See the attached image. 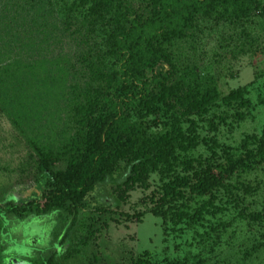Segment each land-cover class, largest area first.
Wrapping results in <instances>:
<instances>
[{
	"label": "rangeland",
	"instance_id": "rangeland-1",
	"mask_svg": "<svg viewBox=\"0 0 264 264\" xmlns=\"http://www.w3.org/2000/svg\"><path fill=\"white\" fill-rule=\"evenodd\" d=\"M54 2L59 16L67 22L64 31L51 22L43 27L36 12L19 0H0V59L7 68L2 80L7 92L17 99L22 121L28 123L26 132L44 138L62 126L61 98L71 89L73 79L80 90L96 86L88 71H101L106 66L109 72L112 65L108 56L102 63L97 61L105 52L102 27L94 31L82 27L83 16L75 8L76 1ZM69 5L73 12L63 18ZM250 20L246 24L232 17L199 21L170 48L174 74L198 90L210 87L221 96L237 87L246 88V106H224L216 99L206 113L192 116L198 136L215 141L212 149L216 156L210 159V150L199 143L185 157L210 159L208 174L215 178L223 169L225 153L238 157L243 151L241 141L249 135L257 137L264 124V17L253 15ZM92 77L99 82L96 73ZM4 102L0 105V195L5 201L18 203L38 199L42 179L38 178L33 152L11 123ZM236 113L243 118L238 119ZM147 123L154 131L162 127L159 116H148ZM178 167L182 170L183 166ZM219 181L244 198L236 206L214 200L220 210L204 213L198 224L152 214L151 209L169 206L159 198L162 182L155 171L124 190L115 187L112 180L98 185L89 193L84 208V225L91 222L95 227L92 243L85 247V259L78 255L60 264H87L90 251L92 264H133L137 259L144 264H262L264 248L251 249L262 239L264 228L242 212L259 209L264 199V162L245 172L222 173ZM237 182L250 184L255 192L236 190L232 186ZM221 186L214 189L224 200L228 196ZM183 192L186 197L177 208L188 213L208 197L189 195L187 188ZM59 227L54 213L11 218L0 233V264H40L52 252L60 260L63 246L58 241Z\"/></svg>",
	"mask_w": 264,
	"mask_h": 264
},
{
	"label": "trees",
	"instance_id": "trees-1",
	"mask_svg": "<svg viewBox=\"0 0 264 264\" xmlns=\"http://www.w3.org/2000/svg\"><path fill=\"white\" fill-rule=\"evenodd\" d=\"M33 9L43 27L53 23L64 31L67 22L55 9L54 0H19ZM76 10L82 12V27L94 31L103 29L104 49L97 59L102 63L105 56L112 58L109 72L106 66L88 74L96 86L80 90L73 79L70 90L61 98V128L50 135H30L26 132L17 99L9 93L2 76L6 66L0 59V105L4 108L13 126L24 136L33 152L38 178L42 189L38 199L22 203L5 201L0 195V233L11 218L22 219L28 215L54 213L58 218V241L63 246L57 261L55 253H49L40 264H60L80 255L85 259V247L94 232L90 222L84 225V208L87 197L98 185L108 180L123 190L131 188L151 172L161 179L160 199L169 206L151 209L152 214L166 217L174 222L182 219L198 224L203 214H214V200L237 205L244 196L233 193L229 185L222 184V173L245 172L264 162V124L256 137L249 135L241 141L243 151L233 158L227 152L219 177H211L210 159L216 156L212 138L199 137L192 116L204 114L209 106L219 99L224 106L247 105L245 86L219 95L215 89L203 90L191 86L188 81L174 74L170 48L181 39L192 24L209 18H231L243 24L251 22L254 15L264 17V2L260 0H74ZM71 6L64 8L67 13ZM74 10V9H73ZM69 12V13H68ZM89 34V33H85ZM103 44V43H102ZM100 47V46H99ZM104 69V70H103ZM97 74V83L92 74ZM81 81L80 78H78ZM240 112V111H236ZM161 118L158 131L150 129L148 116ZM238 119L243 114L236 113ZM185 124V126H184ZM203 143L210 155L200 161L185 157L188 151ZM252 144H254L252 146ZM250 145V146H248ZM223 152V151H222ZM206 162V163H205ZM208 163V164H207ZM182 164V170L178 167ZM210 164V165H209ZM204 165V166H202ZM180 171L184 173H180ZM238 175V174H236ZM238 181V179H236ZM233 184L236 190L247 194L255 192L248 183ZM222 185L228 198L220 197L214 189ZM194 196L208 195L192 212L178 209L185 199L183 189ZM213 189V190H212ZM180 201V202H178ZM102 203L108 205L107 201ZM101 203V204H102ZM176 203H178L176 205ZM215 207V208H214ZM243 216L258 222L264 228V199L260 208L243 211ZM199 235V233H197ZM251 249L264 248V234ZM88 257L94 258L91 251ZM87 257V264H92ZM133 264H144L141 259ZM164 264H183L179 261ZM264 264V262L262 263Z\"/></svg>",
	"mask_w": 264,
	"mask_h": 264
}]
</instances>
